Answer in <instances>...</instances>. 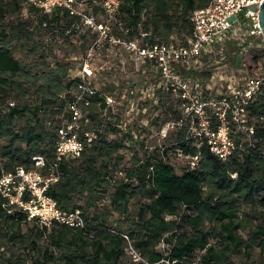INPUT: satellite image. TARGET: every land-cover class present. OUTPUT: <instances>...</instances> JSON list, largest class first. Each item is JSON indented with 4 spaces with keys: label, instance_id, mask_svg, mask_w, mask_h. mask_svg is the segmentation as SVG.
Wrapping results in <instances>:
<instances>
[{
    "label": "trees",
    "instance_id": "1",
    "mask_svg": "<svg viewBox=\"0 0 264 264\" xmlns=\"http://www.w3.org/2000/svg\"><path fill=\"white\" fill-rule=\"evenodd\" d=\"M212 1L121 0L119 12L111 19V32L149 45L187 44L193 33V12ZM85 5L87 12L105 13L95 0H85ZM25 8L44 29L62 24L67 30L84 26L81 17L65 8L46 13L27 0H0V99L7 101L13 93L23 98L0 108V175L14 173L19 167L45 174L57 168L60 177L51 184L48 194L64 211L80 210L87 228L47 226L37 218L29 219L26 212L10 205L0 194V264H264V93L248 106V125L254 127V134L245 131L248 139L243 140L240 132L245 129L233 124L237 148L228 160L203 146L199 165H187L178 173L164 155L147 154L125 169L110 206L90 214L89 207L97 206L109 192L112 160L124 145L92 127L98 118L97 108L104 111L108 107L105 95L96 91L89 98L90 104L83 105L89 118L79 129L84 151L78 157L57 160L59 129L72 117L69 102L74 98L61 93L73 87L78 91L80 83L78 78L66 86L58 83L52 93L60 77L57 70L50 78L42 77L45 83L41 88L44 102L54 101L55 112L63 114L65 122L52 125V135L38 132L37 124L18 130V118L30 110L24 99L31 84H37L35 75L14 55L10 44L16 37H34L29 29L32 24L22 18ZM10 17L14 19L9 21ZM85 33L96 36L88 27ZM226 44L224 51L237 63L242 58L237 41ZM181 69L191 77L198 74L194 69ZM180 118L182 114L177 120ZM178 134L177 148L196 154L198 148L194 140L186 138V127ZM35 157H42L44 164L37 165ZM122 160L120 156L114 166ZM136 197L146 201L132 217L131 202ZM84 199L87 206L79 203ZM114 216L123 218L127 227L117 225L120 219ZM125 235L146 262H137L129 255Z\"/></svg>",
    "mask_w": 264,
    "mask_h": 264
},
{
    "label": "built area",
    "instance_id": "2",
    "mask_svg": "<svg viewBox=\"0 0 264 264\" xmlns=\"http://www.w3.org/2000/svg\"><path fill=\"white\" fill-rule=\"evenodd\" d=\"M109 17L119 12L121 0H95ZM46 13L57 7L65 8L71 14L81 17L83 25L94 30L97 40L93 45L100 48L103 41L123 45L134 55L135 62L157 69L160 74L159 89L179 99L182 118L177 125L186 127V138L194 140L196 154L185 153L177 148L178 155L186 159L188 166L196 167L202 157L201 148L207 146L220 159L228 160L237 148L232 126L245 129L251 136L255 129L248 125V106L264 93V73L250 74L247 59L244 58L260 37L264 38L260 23L263 0H213L208 6L195 10L191 16L193 33L187 44H143L141 40H127L111 32V24L99 22L93 11H86L85 0H27ZM237 41L241 52L242 65L247 67L241 85L230 93H216L211 87H204L195 77L185 75L183 67L199 70L212 53L223 54L227 41ZM224 57V55L222 56ZM93 52L80 64L73 78L80 79L79 90L69 102L72 117L59 129L56 147L57 160L78 157L85 149L79 135L82 123L89 118L82 106L90 104V97L96 93L90 84L93 69ZM142 65V66H143ZM201 71V70H200ZM112 100L106 97V102ZM108 102V103H109ZM85 106V107H86ZM89 136V135H88ZM37 165L44 164L42 157H35ZM166 160V158H165ZM60 172L53 168L48 174L39 170L19 167L14 173L0 175V194L10 205L37 218L47 226L65 224L80 229L87 228V222L80 210L64 211L57 200L48 194L51 184L58 181ZM128 239V253L135 261L146 260ZM169 263V261H167ZM170 264V263H169Z\"/></svg>",
    "mask_w": 264,
    "mask_h": 264
},
{
    "label": "rangeland",
    "instance_id": "3",
    "mask_svg": "<svg viewBox=\"0 0 264 264\" xmlns=\"http://www.w3.org/2000/svg\"><path fill=\"white\" fill-rule=\"evenodd\" d=\"M97 15L99 22H104L106 25L112 23L106 13ZM22 18L29 20L32 24L29 29L34 37L31 40L26 37H16L10 44L14 55L22 60L31 70L32 75H35L34 83L37 84H31L24 99L30 104V110L25 116L18 118V130L29 124H37L38 132L52 135L54 131L52 125L56 126L65 122L63 114L55 112L54 101L44 102L41 85L45 81L42 77L50 78L54 75L53 71H58L59 80L55 81V86L51 89V92L55 93L58 83L66 86L71 79H74L73 75L90 52H93L94 74L89 84L105 95V98L112 99L108 101L109 103L106 102L108 107L104 111L100 107L97 108L98 118L92 127L102 129L111 141L117 140L124 146L112 160L111 180L113 182L108 188L109 192L104 200L97 201V206L89 207L90 214L95 211L103 212L104 206H110L115 185L123 179L125 169L133 165L136 159H144L147 154L158 157L164 155L167 161L175 165L177 172L182 173L183 168L188 164L186 159L178 155L176 146L178 133L182 129L177 125V118L179 114L181 115V111H178V108L180 110L179 101L173 96L160 93V74L157 69L135 62L134 55L129 53L123 45L103 41L100 48L96 47L92 51L97 37L85 33L87 27L80 26L75 29L72 26L67 30L66 24H62L53 26L50 30L44 29L27 8L23 10ZM13 19L14 17H10L9 21ZM74 29L77 30L76 33ZM89 30L91 33L94 32L91 28ZM257 43L259 45L254 46L244 56L250 66L248 68L250 74L264 73V38L257 39ZM226 48L227 44L225 51ZM225 51L223 54L212 53L206 58L205 64L199 65L200 69L195 75L201 85L211 87L218 94L222 92L229 94L231 89L240 86L247 69L242 65V58L236 63L233 55ZM60 66L63 70H59ZM76 91L75 87L69 91L65 88L61 94L75 95ZM19 95L13 93L7 101L0 99V108H8L9 102L19 103L23 100ZM36 111L38 116H34ZM245 131L236 130L237 133H242L243 140L248 139ZM120 156H123V160L118 167H115L114 164ZM145 201L140 197L132 200L130 214L132 217L138 213ZM85 202V199L79 201L80 204L87 206ZM113 219L120 218L114 216ZM117 225L127 227L123 218Z\"/></svg>",
    "mask_w": 264,
    "mask_h": 264
},
{
    "label": "water",
    "instance_id": "4",
    "mask_svg": "<svg viewBox=\"0 0 264 264\" xmlns=\"http://www.w3.org/2000/svg\"><path fill=\"white\" fill-rule=\"evenodd\" d=\"M260 23H261V27L263 30V35H264V0L262 2V6H261V10H260Z\"/></svg>",
    "mask_w": 264,
    "mask_h": 264
},
{
    "label": "crops",
    "instance_id": "5",
    "mask_svg": "<svg viewBox=\"0 0 264 264\" xmlns=\"http://www.w3.org/2000/svg\"><path fill=\"white\" fill-rule=\"evenodd\" d=\"M151 68V67H150Z\"/></svg>",
    "mask_w": 264,
    "mask_h": 264
}]
</instances>
